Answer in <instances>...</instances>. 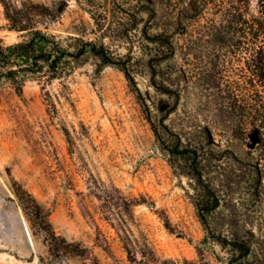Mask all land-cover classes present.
Masks as SVG:
<instances>
[{"label": "rangeland", "instance_id": "374dc122", "mask_svg": "<svg viewBox=\"0 0 264 264\" xmlns=\"http://www.w3.org/2000/svg\"><path fill=\"white\" fill-rule=\"evenodd\" d=\"M64 1L55 20L36 25L66 49L75 50L82 39L103 43L114 56L141 58L154 51L141 36L142 24H132L131 1L108 6L101 26L85 5ZM233 1L212 0L204 7L177 36L175 54L160 64L156 79L180 93L170 123L199 148L203 174L220 200L217 228L245 222L255 253L264 256V185L257 195L246 165L253 156L264 176V130L243 109L252 45L232 19ZM261 12L264 0H250L244 9L245 15ZM8 26L0 2V46L28 39ZM10 69L18 72L15 82L7 77ZM18 70L0 59V264H87L92 257L99 264H132L119 238L122 230L146 238L156 259L226 264L228 250L208 238L198 217L193 182L160 148L117 66L101 65L86 53L55 79L44 68ZM134 77L155 111L157 93L148 73ZM24 191L51 230L69 244L78 242L85 255L62 241L64 253H51L48 233L23 207ZM136 256L141 258L138 250Z\"/></svg>", "mask_w": 264, "mask_h": 264}, {"label": "trees", "instance_id": "16d2710c", "mask_svg": "<svg viewBox=\"0 0 264 264\" xmlns=\"http://www.w3.org/2000/svg\"><path fill=\"white\" fill-rule=\"evenodd\" d=\"M76 1L85 5L87 12L100 26L104 25L108 18V6L118 5V0ZM129 1H131L132 24L141 23V36L148 43L155 45L154 51H148L141 58L129 55L114 56L103 43L82 39L78 40L75 50L70 51L62 46L55 36L37 28L39 19L55 20L61 14L62 6L65 5L64 0H53L50 5L34 0H0L9 29L28 33V39L25 41L6 48L0 46V59L6 65L18 66V71L36 73L44 68L50 79L58 78L64 69L71 70L86 53L95 56L101 65L117 66L129 80L160 148L168 154L173 164L185 171L193 182L196 191L194 205L198 217L208 238L228 250L226 264H264V256L255 253L253 238L247 234L245 222L230 221L225 230L217 228L214 213L220 205V200L211 182L203 174L201 165L203 158L199 148L186 142L170 123V116L179 105L180 93L164 80L156 79L161 72L160 64L175 54L177 36L184 33L186 28L199 18L204 7L212 0ZM249 2L250 0H234L231 14L233 13L232 19L236 24L241 25L243 33L249 35L252 45L249 62L251 77L247 80L248 90L244 94L243 109L252 119L251 123L264 130V12H261L260 17L250 13L245 15L244 9L249 6ZM162 9L166 11L164 15ZM141 13H145L146 17L140 16ZM154 27L156 31L152 32ZM144 72L148 73L151 85L157 93L153 102L155 111L138 88L134 77L136 73ZM17 73L16 69H10L7 77L15 82ZM17 85L18 89L21 88L19 84ZM246 165L251 175H254L253 186L257 195H260L264 176L259 169V162L250 156ZM21 196L27 215L36 219L41 228L48 233L50 251L55 257L64 253L59 241L74 247L71 250L72 253L79 256L85 255L86 248L78 242L69 244L51 230L45 214L41 212L39 204L31 194L24 191ZM122 233L119 234V238L127 253V259L132 264H209L204 260L198 262L186 258L156 259L146 238L135 237L130 231L126 233L122 230ZM137 250L141 256L140 259L136 256ZM87 264H99V262L97 258L92 257L91 262Z\"/></svg>", "mask_w": 264, "mask_h": 264}, {"label": "water", "instance_id": "95a60500", "mask_svg": "<svg viewBox=\"0 0 264 264\" xmlns=\"http://www.w3.org/2000/svg\"><path fill=\"white\" fill-rule=\"evenodd\" d=\"M248 145H249L250 147H252V146L254 145V142H253V141H250V142L248 143Z\"/></svg>", "mask_w": 264, "mask_h": 264}]
</instances>
